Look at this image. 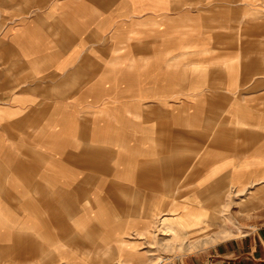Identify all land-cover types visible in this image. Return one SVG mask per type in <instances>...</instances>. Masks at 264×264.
Returning <instances> with one entry per match:
<instances>
[{
	"label": "crops",
	"instance_id": "1",
	"mask_svg": "<svg viewBox=\"0 0 264 264\" xmlns=\"http://www.w3.org/2000/svg\"><path fill=\"white\" fill-rule=\"evenodd\" d=\"M228 180L264 186V0H0V264H148Z\"/></svg>",
	"mask_w": 264,
	"mask_h": 264
},
{
	"label": "rangeland",
	"instance_id": "2",
	"mask_svg": "<svg viewBox=\"0 0 264 264\" xmlns=\"http://www.w3.org/2000/svg\"><path fill=\"white\" fill-rule=\"evenodd\" d=\"M216 177H219V175L217 174ZM263 189L264 186H260L248 192L239 191L232 188L229 180L220 182V184L218 183V187H214L211 195L208 193L206 198H197L196 205L184 206L182 210L178 211L179 214H182L180 219H183V216H185L183 214H190L187 218H197L196 220L198 221H194L200 222V215L204 213V207L214 210V215L219 216L217 222L215 221L216 227L214 225L212 231L205 234L199 233L198 227H190V223L194 222L193 220L186 222L181 220L179 222H160V218L163 215L158 214L153 215L155 220L153 223H150V231L147 236L139 239L137 233H134V238L132 237V239L133 241H139V244L133 246L139 245L141 252L149 255L145 258L148 264H177L182 260L195 256L208 258L215 254L219 245L236 243L242 240H244V248L250 253L251 246L255 243L254 237H258V235L261 238L264 237V199L259 197L257 201L255 199L256 194H259V196L264 194ZM254 201H256V204L251 208L250 203ZM181 203H184V201ZM170 209L171 206L166 207L167 211L164 217H171L175 214L174 212L177 213L174 210L172 213L169 212ZM170 226L177 229L179 233L178 238L168 232L166 228ZM193 231H196V233L194 234ZM248 236L249 239L245 240ZM135 250L133 248V251ZM254 253L256 257L264 256L263 244ZM245 255L247 256V254ZM118 256L116 254L113 257L111 264H128L117 258ZM250 256L251 254L247 257ZM248 260L245 259L243 262L246 263ZM254 263L259 264L260 262L256 261ZM133 264L136 263L134 262Z\"/></svg>",
	"mask_w": 264,
	"mask_h": 264
},
{
	"label": "bare ground",
	"instance_id": "3",
	"mask_svg": "<svg viewBox=\"0 0 264 264\" xmlns=\"http://www.w3.org/2000/svg\"><path fill=\"white\" fill-rule=\"evenodd\" d=\"M221 211H219V212H221ZM218 216H216V215L208 216V215H205V213H201V215H200L201 221L199 220L200 222H196V221H198V220H196L193 223H190V227H194V228H195V226L198 227L199 233H201V234L209 233L210 231H212L214 229V225L216 227V222H217ZM181 221H183V220H181ZM184 222H186V221H184ZM166 229L168 230V232H170V234H173L177 238L179 237V233H178L177 229H175L174 227L170 226V227H167ZM193 232H194V234L196 233V231H193Z\"/></svg>",
	"mask_w": 264,
	"mask_h": 264
},
{
	"label": "trees",
	"instance_id": "4",
	"mask_svg": "<svg viewBox=\"0 0 264 264\" xmlns=\"http://www.w3.org/2000/svg\"><path fill=\"white\" fill-rule=\"evenodd\" d=\"M261 264H264V262H262Z\"/></svg>",
	"mask_w": 264,
	"mask_h": 264
}]
</instances>
